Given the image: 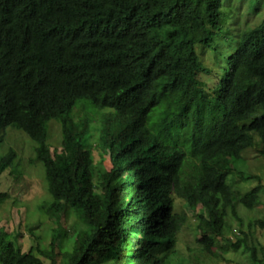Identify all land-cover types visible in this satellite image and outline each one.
Instances as JSON below:
<instances>
[{
  "label": "trees",
  "instance_id": "obj_1",
  "mask_svg": "<svg viewBox=\"0 0 264 264\" xmlns=\"http://www.w3.org/2000/svg\"><path fill=\"white\" fill-rule=\"evenodd\" d=\"M225 1L0 0V151L8 129L32 143L49 197L41 210L59 229L37 256L0 228V264H174L176 201L202 207L200 252L264 264V216L240 213L264 206L243 158L253 149L264 161V17L225 29ZM263 3L248 1V17ZM80 123L109 149L104 183ZM4 153L0 178L20 173L16 151ZM74 210L83 220L66 249L62 216Z\"/></svg>",
  "mask_w": 264,
  "mask_h": 264
},
{
  "label": "rangeland",
  "instance_id": "obj_2",
  "mask_svg": "<svg viewBox=\"0 0 264 264\" xmlns=\"http://www.w3.org/2000/svg\"><path fill=\"white\" fill-rule=\"evenodd\" d=\"M248 1L256 0H226L224 6L232 9L229 19L225 23V29L231 28L233 31L241 29L248 18L250 24H256L264 17V3L259 14L248 17L250 4ZM264 1V0H263ZM228 12V11H227ZM228 50L224 47L223 51ZM205 59L206 65L213 63L211 55ZM81 128L92 134L91 135V155L93 162L100 169L99 182L104 183L109 179V172L112 169L110 161V152L105 141L98 136L96 130H91L84 123H80ZM50 141L54 145H59L60 131L59 127L53 124L50 131ZM124 136L121 138V141ZM9 148H13L18 159L21 161V168L18 174L8 169L0 178V193L6 195V199L0 203V228H4L8 233H18L20 237V245L24 253L37 255L38 248L40 250H49L53 238V232L59 230L58 224L48 214L41 210V206L46 205L49 201L46 183L44 179V171L40 164L34 162V152L32 143L20 131H6L5 141L2 144L0 154H5ZM60 150V147H59ZM53 151V147L51 149ZM246 161V171L250 174L257 175L262 179L264 185V161L257 157L256 151L253 149L243 153ZM258 185L256 181L248 184L238 185V189L242 192L247 191ZM175 211L179 215L184 226L178 235L176 245V254L174 256V264H250L249 260L242 255L226 254L222 256L219 253L205 255L199 251L196 240L199 238L196 233L197 215L202 211L201 206H197L193 212L189 206H184L181 201H176ZM244 217L262 218L264 216V206L260 205L253 212H245L240 210ZM62 226L65 231V238L62 240V247L70 249L74 239L68 234L72 229L78 228L82 223V215L74 210L68 215L62 216ZM247 220V218H246ZM234 228L236 226L234 225ZM32 233L31 234V231ZM76 233L73 235L76 236ZM256 235L264 248V230L257 229ZM74 236V237H75ZM35 237H38L37 241ZM44 264H51L46 258L39 256Z\"/></svg>",
  "mask_w": 264,
  "mask_h": 264
}]
</instances>
